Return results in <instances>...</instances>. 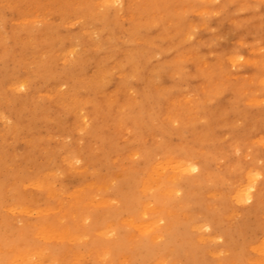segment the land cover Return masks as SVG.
<instances>
[{
	"label": "bare ground",
	"instance_id": "obj_1",
	"mask_svg": "<svg viewBox=\"0 0 264 264\" xmlns=\"http://www.w3.org/2000/svg\"><path fill=\"white\" fill-rule=\"evenodd\" d=\"M105 3L111 8L117 4L112 15L116 31L108 39H81L88 51L83 56L80 54V61L93 60L94 70L89 75L55 72L51 66L54 59L51 44L37 43L47 47L46 55L10 70L0 67V95L4 101L16 104L8 114L16 120L18 128L31 131L46 128L42 111L36 106L28 110L31 99L6 95L3 86L24 87L28 71L32 70L35 80H69L78 89L94 90L92 104L83 101L90 117L84 153L92 154L91 144L111 140L113 145L100 144L95 148L100 152V160L121 147L123 162L137 156L136 163L145 167L135 189L139 194L135 209L131 205L136 195L130 192L121 211L101 215L104 230L99 239L114 236L123 223L130 231L127 236L121 235L126 243L121 245L117 241L112 245L128 251L134 247L131 241L145 235L155 255L163 232L171 238L169 248L176 245L174 231L178 226L169 222L170 217L186 214L188 226L198 236L209 230L208 222L200 213H192L188 204L200 207L202 196L211 200L208 207L213 218L228 217L234 214L228 203L234 206L252 201L259 179H264V158L258 153L264 149V135L258 128L264 118V0H105ZM87 4H81L85 11L89 10ZM241 9L247 15L239 21L236 13ZM190 12L195 14L194 18L187 17ZM215 14L218 18L213 17ZM121 18L128 26L124 49L117 41L123 26ZM224 23L234 29V38L239 43L220 49L214 38L216 29ZM12 38L16 37L12 35ZM31 41L28 38L22 42L21 50ZM246 43L253 55L241 61ZM12 52L5 54L10 57ZM240 66L254 69L244 75V71L237 70ZM18 67L28 71L20 73ZM189 79L196 82L190 91ZM108 82L114 88L106 95L102 87ZM178 97L195 107L181 108L177 103L178 112L166 114L164 105H173ZM27 115L32 121L25 126L22 119ZM104 118H113L116 124L113 131H109ZM146 133L155 136L142 147L134 145ZM222 159L225 160L222 169L215 167ZM98 188L99 185H93L92 190ZM182 188L188 195L176 204L173 199ZM101 203L107 204L104 199ZM127 209L131 215L123 220L120 214ZM110 226L111 230L107 229ZM203 237L216 239L213 235ZM112 245L101 244L93 250L96 264H118L111 259ZM232 245L235 246V241L230 239L228 246ZM181 247L194 255L197 253L190 242ZM256 249L259 256L254 261L264 264V244ZM223 252L213 255L217 258ZM28 259L23 264H42ZM151 264L164 263L155 259ZM196 264L205 261L198 257ZM215 264L226 263L216 259Z\"/></svg>",
	"mask_w": 264,
	"mask_h": 264
},
{
	"label": "rangeland",
	"instance_id": "obj_2",
	"mask_svg": "<svg viewBox=\"0 0 264 264\" xmlns=\"http://www.w3.org/2000/svg\"><path fill=\"white\" fill-rule=\"evenodd\" d=\"M84 2L88 3L89 10L82 8ZM114 7L106 6L105 0H0V67L10 70L34 57L41 58L42 54H47V47L37 44L41 43L44 46L51 44L54 57L51 66L55 72H86L89 75L94 70L93 60L80 61V54L83 56L88 51L81 39L96 41L98 37H112L116 31L112 21ZM186 15L189 18L195 16L191 12ZM236 15L241 21L247 13L241 9ZM218 16L215 14L213 17ZM120 21L123 26L117 41L124 49L128 26L124 18ZM216 32L214 42L220 49L239 43L234 38V29L227 23ZM12 35L16 38L13 39ZM28 38L32 41L22 51L21 44ZM243 45L245 49L241 61L253 55L247 43ZM10 50L13 54L9 57L5 53ZM18 69L24 74L28 71ZM253 69L248 66L237 68L240 73L244 71V75ZM31 72L28 71L29 78L24 87L14 89L5 85L4 92L13 97L31 99L32 105L28 110H33L31 106L38 107L36 109L42 111L41 119L47 124L46 128L20 130L16 120L8 114L16 104L4 101L0 95V264H23L30 257L29 262L41 261L42 264H96L93 250L101 244L107 247L117 241L124 245L126 239L122 240L121 235L130 234L125 224L121 223L117 235L99 239L104 230L101 215L121 211L130 192L136 195L131 205L135 209L139 198L135 189L143 178L145 167L136 163L137 156L123 162L121 147L100 160V152L95 148L100 144L111 146L114 144L111 140L91 144L92 154L84 153L90 117L83 101L91 105L96 93L94 90L78 89L69 80H35ZM187 82L189 91L196 86L192 79ZM102 88L107 95L112 93L114 85L108 82ZM177 103L181 108L195 107L185 104L178 97L173 105H164L166 114L177 113ZM22 120L25 126L32 121L28 115ZM103 120L109 131H113L116 127L113 118ZM31 126L34 127V124ZM258 128L264 135V118ZM154 136L146 133L135 140L134 145L142 147ZM258 153L264 158L263 148ZM224 164L222 159L215 167L222 169ZM93 185H99V188L92 190ZM255 193L252 201L247 203L234 206L228 203V208L234 211L233 215L216 218L212 217L208 207L211 200L200 196L203 201L200 207L188 206L192 213H200L208 222L209 230L200 233L202 237L190 229L186 214L181 213L169 218L170 223L178 226L174 231L177 249L170 246V251L171 238L163 232L157 243L159 248L153 255L147 236L138 235L131 241L134 247L128 251L112 245V262L151 264L160 259L164 264H196L199 257L205 264H215L216 259L226 264H257L254 261L259 256L256 247L264 244V179H259ZM185 195L188 192L182 188L173 201L178 204ZM102 199L107 204L102 205ZM128 210L120 214L121 219L131 215ZM203 235H213L216 239L208 240ZM230 239L235 241V246H228ZM186 242L197 249L195 255L182 249ZM222 250L224 252L220 257L215 258L213 254Z\"/></svg>",
	"mask_w": 264,
	"mask_h": 264
}]
</instances>
